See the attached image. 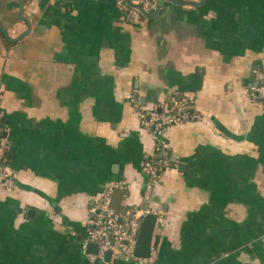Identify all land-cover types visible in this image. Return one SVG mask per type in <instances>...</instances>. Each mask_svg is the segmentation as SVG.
Here are the masks:
<instances>
[{
    "label": "crops",
    "instance_id": "crops-1",
    "mask_svg": "<svg viewBox=\"0 0 264 264\" xmlns=\"http://www.w3.org/2000/svg\"><path fill=\"white\" fill-rule=\"evenodd\" d=\"M264 0H0V264H110L84 244L94 200L157 210L152 255L111 264H264ZM140 108L194 97L201 122L163 134L177 159L147 198L156 152ZM151 203V205H149ZM161 219V221H160Z\"/></svg>",
    "mask_w": 264,
    "mask_h": 264
},
{
    "label": "built area",
    "instance_id": "built-area-1",
    "mask_svg": "<svg viewBox=\"0 0 264 264\" xmlns=\"http://www.w3.org/2000/svg\"><path fill=\"white\" fill-rule=\"evenodd\" d=\"M160 0H116L117 6L126 17H139L152 13ZM256 87L251 90V96L264 105V71L256 74ZM133 106L138 110L142 124L147 129H153L156 141V152L143 166V172L149 177L147 187L148 201L154 192V184L158 174L173 167L177 159L167 152L162 137L168 128L190 122H201L202 114L195 110L194 97H185L181 101L173 100L168 104H160L153 109L140 108L137 98H130ZM0 102V122L4 113ZM0 129V141H2ZM5 150L0 143V190L13 192L15 190L14 177L4 163ZM128 185L124 181L110 184L100 198L94 200L91 209L93 217L87 222V234L84 247L87 251L89 245H96V253H87L91 260L105 261L106 255L111 253V262L118 260L120 255L125 261L145 262L147 259L135 257L138 236L141 228V218L145 214L159 215L157 210L148 206L141 209L137 207H124L118 212L112 205L113 196L118 191L128 192ZM151 205V203L149 204ZM161 221V219H160Z\"/></svg>",
    "mask_w": 264,
    "mask_h": 264
},
{
    "label": "water",
    "instance_id": "water-1",
    "mask_svg": "<svg viewBox=\"0 0 264 264\" xmlns=\"http://www.w3.org/2000/svg\"><path fill=\"white\" fill-rule=\"evenodd\" d=\"M164 0L158 1L157 7H160L163 4ZM156 11L153 10L152 12ZM147 15V14H146ZM6 134L2 136L1 139H4ZM1 143V141H0ZM160 175V174H158ZM158 216L156 214H145L141 218V228L138 236L137 247L135 250V257L141 259H149L152 255L153 249V240L155 230L158 225ZM90 248H94L95 252H97L96 245H90ZM119 260L125 261V257L123 255L119 256ZM105 262H111V253H108L105 258Z\"/></svg>",
    "mask_w": 264,
    "mask_h": 264
},
{
    "label": "trees",
    "instance_id": "trees-1",
    "mask_svg": "<svg viewBox=\"0 0 264 264\" xmlns=\"http://www.w3.org/2000/svg\"><path fill=\"white\" fill-rule=\"evenodd\" d=\"M0 129H1V122H0ZM1 131L3 132L2 129H1ZM4 163L7 165L5 158H4ZM162 172H164V171H162ZM112 205L115 208V210L118 211V212H122L124 210V207L123 206H120V207L116 206L115 203H114V200L112 201Z\"/></svg>",
    "mask_w": 264,
    "mask_h": 264
}]
</instances>
